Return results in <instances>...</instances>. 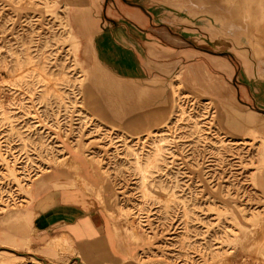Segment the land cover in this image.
Segmentation results:
<instances>
[{"label":"rangeland","instance_id":"374dc122","mask_svg":"<svg viewBox=\"0 0 264 264\" xmlns=\"http://www.w3.org/2000/svg\"><path fill=\"white\" fill-rule=\"evenodd\" d=\"M250 13L264 0H0V150L20 173L0 158V264H85L69 237L32 229L36 181L106 213L104 264H264V52L229 27ZM12 225L24 235L3 239Z\"/></svg>","mask_w":264,"mask_h":264},{"label":"crops","instance_id":"0c3cea01","mask_svg":"<svg viewBox=\"0 0 264 264\" xmlns=\"http://www.w3.org/2000/svg\"><path fill=\"white\" fill-rule=\"evenodd\" d=\"M66 166L72 167L70 163ZM73 168L78 169L80 175L86 173L90 177L77 174L78 179H83L90 185L96 184L94 183L96 178L90 173L88 165L80 163L78 167ZM58 171L63 175L69 173L63 169ZM60 173H52L48 177H59ZM68 194L54 189L47 183L40 181L31 183L29 196L32 203L27 213L32 219V229L46 234L53 232L52 237L55 241L63 235L69 237L85 264H104L111 255L108 216L100 209L88 211L85 204L79 203ZM26 229L28 231L30 226H26ZM9 231L10 236L2 237L3 239L15 240L16 234L24 235L22 232L25 228L12 225Z\"/></svg>","mask_w":264,"mask_h":264},{"label":"bare ground","instance_id":"6f19581e","mask_svg":"<svg viewBox=\"0 0 264 264\" xmlns=\"http://www.w3.org/2000/svg\"><path fill=\"white\" fill-rule=\"evenodd\" d=\"M210 1V0H209ZM245 2V1H244ZM220 3V2H219ZM245 4V3H243ZM238 4H236L235 2H232L230 4V6L233 8L234 6H236ZM241 5V4H240ZM200 6V5H199ZM211 6L213 7H216L217 4L215 3H212ZM246 6V4H245ZM200 9V7H198ZM204 14V13H203ZM227 15V14H226ZM229 15V14H228ZM209 19V18H208ZM263 20H264V14L260 15V16H257L256 13L255 14H252L250 13L249 16L246 17V15L241 18L239 21H236L235 24H233V20L231 19V22L229 24V27L231 30L233 31H236L238 33H243V34H246V36L248 37L249 41L251 42V44L253 45V48L255 49V52L256 53H259V49L261 51L264 52V26H263ZM198 22V21H197ZM202 25V24H201ZM76 33V32H75ZM217 33V32H216ZM80 34V33H79ZM215 34V33H214ZM223 34V33H222ZM246 38V37H245ZM237 39V38H236ZM212 40V39H211ZM233 40V39H232ZM235 41V40H233ZM76 42V41H75ZM79 42V41H78ZM247 42V41H246ZM79 44V43H78ZM233 47V46H232ZM261 47V48H260ZM247 49V48H245ZM241 51V50H240ZM81 52V51H80ZM81 54V53H80ZM238 55V54H237ZM249 55V54H248ZM246 56V55H245ZM82 57V56H81ZM85 58V57H84ZM83 58V59H84ZM17 60V59H16ZM248 61H250L248 59ZM259 61V60H258ZM261 64V62H260ZM24 65H25V70H30L31 72H35L36 74H38L39 76L43 77V80L45 81V87H44V93L43 95H47L48 93H51V92H55V93H58L60 94L59 98H61V93L59 92V89L58 87L56 86V83H55V79L52 78V76L50 75H47L45 72H44V67L42 66V61L39 60V61H34L33 58L31 56H27L26 59H25V62H24ZM249 66V65H248ZM250 67V66H249ZM259 67V66H258ZM82 76V75H80ZM88 76V75H87ZM254 77V76H253ZM210 78V77H209ZM255 78V77H254ZM258 78V77H257ZM78 80V78H76ZM85 80H87V77H84ZM81 79L79 80V84L80 83H83L85 80ZM263 79V78H262ZM254 80V79H253ZM219 82V81H218ZM264 82V81H263ZM258 85V84H257ZM255 86V85H254ZM203 88V87H202ZM259 88V87H257ZM222 89V88H221ZM224 89V88H223ZM226 89V88H225ZM43 90V89H42ZM227 90V89H226ZM263 90V89H262ZM205 91V90H204ZM210 91V90H209ZM230 91V90H229ZM86 93H88V97H89V101L92 103V105H97V100L95 98V96H93L92 94H90L89 90H86ZM213 94H216L213 92ZM219 94V93H218ZM228 94V93H227ZM226 94V95H227ZM263 95V94H262ZM220 97V96H219ZM228 97V96H227ZM216 101V100H215ZM233 102V101H232ZM260 103V102H259ZM2 105H4L2 103V100L0 101V107H2ZM238 111V106L237 105H233V110L231 109V111L229 112L230 116L232 118H234L235 120H239L240 122H246L247 119H244L243 115L240 114ZM5 112V111H3ZM95 112V111H94ZM102 112V111H101ZM97 115V113H96ZM134 115V114H133ZM131 116V115H130ZM229 117V116H228ZM227 118V117H226ZM256 118V117H255ZM258 118V116H257ZM35 119L33 122L35 123L34 126H37V125H40L41 124V120L38 119V117L36 116ZM129 119V118H128ZM112 120V118H111ZM21 121H24L23 119H21ZM254 123V122H253ZM121 128V127H120ZM136 128V126L134 127ZM154 128V126H153ZM225 129V128H224ZM232 129V128H231ZM232 133V132H231ZM230 134V133H229ZM235 135V134H234ZM2 142H5L4 140H2ZM40 147L43 148V149H46L48 146V144L44 141V140H41L38 142ZM78 147H68V146H64L63 149H65L67 152L70 153V155L72 156V158L70 157L69 160H65L66 162L70 163V165L72 167H78L80 165V163L83 165H90V162L84 158L82 156V154L79 152V150L77 149ZM87 150V149H86ZM4 151V152H2ZM158 152V149L156 151V153L153 155V157H150L149 158V163H151L152 161H154V159L156 158V154ZM3 153H5V150L2 149L0 150V158L2 160V162L5 165V168H6V173L8 174H14V175H19L20 173L17 172L16 170V167L14 166V163L10 162L8 160V157L6 155H4ZM68 157V155L66 156ZM137 165L139 166L140 168V173H141V179H142V182L144 183L146 181V169L144 168V166L140 163V162H137ZM20 167V166H19ZM17 179V178H16ZM20 183V181H18ZM96 183H98V180L95 179ZM259 182V181H258ZM2 183V182H1ZM1 183H0V209L1 208H5L6 206H9L12 205L10 203H8L6 200V195L2 192L1 189L4 188V186H1ZM20 185V184H19ZM26 185V183L24 184ZM30 186H31V183L27 184V186L25 187L24 191L27 193V194H30ZM23 189V188H22ZM14 204V203H13Z\"/></svg>","mask_w":264,"mask_h":264}]
</instances>
